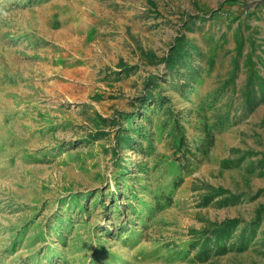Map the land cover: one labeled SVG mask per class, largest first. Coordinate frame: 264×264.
I'll list each match as a JSON object with an SVG mask.
<instances>
[{
	"label": "rangeland",
	"instance_id": "rangeland-1",
	"mask_svg": "<svg viewBox=\"0 0 264 264\" xmlns=\"http://www.w3.org/2000/svg\"><path fill=\"white\" fill-rule=\"evenodd\" d=\"M227 1L0 0V264H264V223L247 251L196 259L204 231L264 206V102L245 107L232 37L244 21L261 44L264 0ZM190 17L209 23L187 32ZM208 31L227 43L213 50ZM181 32L202 55L188 95L160 62ZM123 127L152 131L148 156L120 147L115 158ZM128 203L134 212L115 211Z\"/></svg>",
	"mask_w": 264,
	"mask_h": 264
},
{
	"label": "trees",
	"instance_id": "trees-1",
	"mask_svg": "<svg viewBox=\"0 0 264 264\" xmlns=\"http://www.w3.org/2000/svg\"><path fill=\"white\" fill-rule=\"evenodd\" d=\"M227 4H230V6H234L237 4V0H228ZM249 18H255L258 19V11L253 10L250 13H247ZM219 17L215 16L211 19L212 23H216L219 21ZM239 20H242L241 18H235L233 20V23L238 22ZM198 23H200V26H198ZM209 23V20H207L205 17H198L195 19L194 17L188 18V20L184 23V30L187 32H193L195 31L196 27L202 32L205 28V25ZM197 25V26H196ZM232 30V25L229 26V30ZM259 34V31L257 29H254L250 24L245 23L244 21L239 22L236 30H233V36L236 43V62L239 66L241 63H243V67L246 70L247 75V81L244 85L243 90V96L245 98V107H248L249 110H254L255 107L260 103L264 102V76L262 75V71H264V39L260 40L261 44L259 43V40L257 38V35ZM204 37L210 41L211 48L213 50H216L219 46H221V43H227L228 41V34H224L220 39H215L212 34H210V31L204 33ZM258 51L260 52V55L258 54ZM195 56L202 57L201 52L185 33H179L177 38L175 39L174 44L172 45L169 52L160 59V62L166 66V70L168 72L167 80L172 81L174 87H176L179 91H181L183 94H189V90L193 88V86L196 85V81H194V78L196 74L199 72V64H196L194 66L193 59ZM182 69H186L182 71ZM195 74V75H194ZM185 77V83L177 86L176 79H182ZM155 80H152L151 84L156 86ZM150 83V82H149ZM154 83V84H153ZM176 85V86H175ZM162 86V85H161ZM160 86V88H161ZM157 88V91L161 89ZM152 93V92H151ZM159 96V97H158ZM150 99L155 100V106L153 107V110L160 109L164 111V99L162 96L150 94ZM170 103V101L168 102ZM148 107V106H146ZM150 114H147V117L145 118V121L148 120L147 127H150L153 125L152 119L150 117ZM135 120L134 116L128 117L126 122L128 126L132 124V122ZM100 123H105V125H108L107 120H100ZM98 125L99 123L96 122ZM166 124H163L161 131H164L166 129ZM138 132L136 136L137 138L132 137V133L129 129L123 127L122 132H120L117 135V144L113 149L114 156L117 159L120 154V147H123L125 150L133 149L134 147L139 151V153L143 156H148L149 151H147V148H145L142 144V140H145L149 145H152V141L154 140V136L152 134V131L147 132L146 130H142L141 128H138ZM134 133V132H133ZM149 134V135H147ZM105 132L100 130L96 132V134L89 137L90 140L96 137L105 136ZM152 147V146H151ZM177 151L182 152V155L186 157V155L189 153L190 149L187 147V144L184 142V137L181 138L180 145L177 149ZM129 169V168H128ZM128 169L124 167H120L118 169L117 177L123 178L126 175V171H129ZM117 182V187H120V184ZM125 186V182L122 184ZM180 186V183L177 184V187ZM260 193H264V190ZM130 196L131 199H136L134 190H131V192L127 195V197ZM86 196H83L82 199H85ZM71 203L77 202V207L82 211H88L87 204H80V200L77 196H72L69 198ZM166 201L170 199L168 196L165 198ZM115 201H120V198L116 197ZM96 205V201L94 202ZM157 206H151V210L157 208ZM155 207V208H154ZM69 208V207H68ZM141 208V207H140ZM143 208V206H142ZM115 211L118 213H122L125 210L135 211V208L130 204H126L123 207H117L114 206ZM79 210V212H80ZM110 211V210H109ZM64 215H60V217L57 218V221L62 222V226H58V228H61L63 231L66 230L67 222L70 223V219H64ZM138 219H142L141 217H138ZM65 220H68L65 222ZM264 223V206H261L256 214L255 217L249 222H243L238 219H230L224 221L222 224H216L209 230H206L202 234V241L201 242H195L196 246L199 247L200 251L197 256V260L200 262H209L214 257L227 255L231 251H239V252H245L247 251L250 246L253 243V240L255 238L257 239L258 233L261 230V225ZM245 226L240 230L241 226ZM66 226V227H65ZM63 231L61 234H63ZM127 232V231H125ZM124 233V231H122ZM264 246V236L261 241ZM52 253V252H51ZM47 261H55L52 260V258H47Z\"/></svg>",
	"mask_w": 264,
	"mask_h": 264
}]
</instances>
